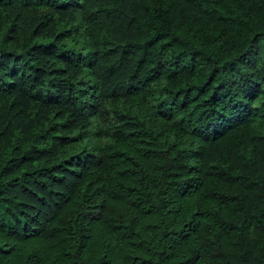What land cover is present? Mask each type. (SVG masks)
<instances>
[{
  "label": "trees",
  "instance_id": "trees-1",
  "mask_svg": "<svg viewBox=\"0 0 264 264\" xmlns=\"http://www.w3.org/2000/svg\"><path fill=\"white\" fill-rule=\"evenodd\" d=\"M0 264H264V0H0Z\"/></svg>",
  "mask_w": 264,
  "mask_h": 264
}]
</instances>
